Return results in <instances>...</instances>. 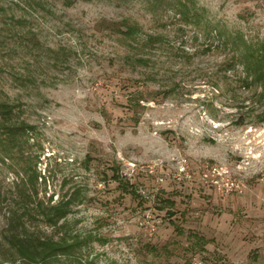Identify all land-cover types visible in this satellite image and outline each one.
Here are the masks:
<instances>
[{
  "label": "rangeland",
  "instance_id": "1",
  "mask_svg": "<svg viewBox=\"0 0 264 264\" xmlns=\"http://www.w3.org/2000/svg\"><path fill=\"white\" fill-rule=\"evenodd\" d=\"M177 1L0 0V264L23 232L95 264H264V87L240 59L264 0H189L198 22Z\"/></svg>",
  "mask_w": 264,
  "mask_h": 264
},
{
  "label": "trees",
  "instance_id": "2",
  "mask_svg": "<svg viewBox=\"0 0 264 264\" xmlns=\"http://www.w3.org/2000/svg\"><path fill=\"white\" fill-rule=\"evenodd\" d=\"M176 4L177 12L182 15L192 14L195 20L200 19V13L197 10L191 9L188 6L189 0H178ZM124 29L120 32L124 36H132L137 31L136 25L126 24L123 26ZM217 32V31H216ZM221 34V33H219ZM233 40L240 39L239 36H231ZM147 43H152L156 39L146 38ZM240 59H245L243 65L245 68H251L254 71L255 77L261 80L264 87V44L259 48H251L249 52L242 53ZM138 61H144L143 58H138ZM7 111V109H6ZM172 204V201H168ZM69 201L64 200V202L58 205H52L44 207L40 213L45 217L46 221L54 225L60 219H62L68 212ZM17 251V256L23 264H56L60 260L61 256L73 257V264H95L92 260H83L78 254H80L81 241L77 238L72 240V242H67L64 238L62 240H54L49 237H41L28 232H23L21 235H10L8 241Z\"/></svg>",
  "mask_w": 264,
  "mask_h": 264
},
{
  "label": "built area",
  "instance_id": "3",
  "mask_svg": "<svg viewBox=\"0 0 264 264\" xmlns=\"http://www.w3.org/2000/svg\"><path fill=\"white\" fill-rule=\"evenodd\" d=\"M208 171L211 172V173L214 174V175H217V174L219 175V174H220V170H219L217 167H215V166H211V167L208 169ZM185 173H187V172H185ZM207 175H208V174H207L206 172H204V173L202 174V177H203V179H204L205 181H208L207 178H206ZM209 181H210L212 184H218L216 178H211V179H209ZM222 185H225V190H226L227 192H229V191H233V190H237V189H240V188H241V184H240V182H237V181H234V180H230L229 178H226ZM263 250H264V241H263ZM193 263H194V264H198L197 261H194ZM231 264H241V263L235 261V262H233V263H231Z\"/></svg>",
  "mask_w": 264,
  "mask_h": 264
}]
</instances>
